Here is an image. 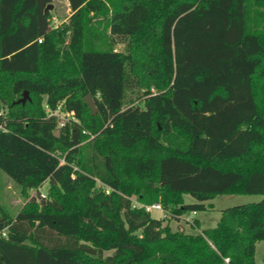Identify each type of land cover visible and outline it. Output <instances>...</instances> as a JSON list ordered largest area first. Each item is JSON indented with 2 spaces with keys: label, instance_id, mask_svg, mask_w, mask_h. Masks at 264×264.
<instances>
[{
  "label": "trees",
  "instance_id": "obj_1",
  "mask_svg": "<svg viewBox=\"0 0 264 264\" xmlns=\"http://www.w3.org/2000/svg\"><path fill=\"white\" fill-rule=\"evenodd\" d=\"M51 2L0 0V172L23 195L48 184L0 214V264H256L264 0H67L57 28ZM58 107L77 122L58 128ZM220 195L262 199L202 233L144 208L178 221Z\"/></svg>",
  "mask_w": 264,
  "mask_h": 264
},
{
  "label": "rangeland",
  "instance_id": "obj_2",
  "mask_svg": "<svg viewBox=\"0 0 264 264\" xmlns=\"http://www.w3.org/2000/svg\"><path fill=\"white\" fill-rule=\"evenodd\" d=\"M50 25L52 28H57L63 22H66L71 15L67 0H52L50 3ZM116 51L123 52L124 44H118L114 47ZM136 92V90H135ZM21 96L19 99H21ZM29 97V95H28ZM131 99L136 98V94H128ZM30 99V97H29ZM3 110H0L2 112ZM6 109H4V114ZM97 188H104L100 183H97ZM48 197V184L44 183L37 190H30L27 195L21 193V188L11 180L4 172H0V214L6 213L10 216H15L21 211L25 205L32 202H39L42 198ZM260 195H220L209 201L212 204V209L196 212L192 219H189L191 214L182 216L178 221L168 220V213L153 210L151 216L155 219L167 218V223L172 230L183 229L187 233H202L205 230L215 227L221 212L227 208L244 205L247 203H256L261 201ZM186 203H194L195 200L185 195ZM133 205H138L136 198H132ZM192 216V215H191ZM197 218L200 222L199 227L195 228L193 220ZM4 233V232H3ZM1 233V235L3 234ZM3 236V235H2ZM5 236V233H4ZM108 254V253H106ZM254 259L256 264H264V242H258L255 250Z\"/></svg>",
  "mask_w": 264,
  "mask_h": 264
},
{
  "label": "built area",
  "instance_id": "obj_3",
  "mask_svg": "<svg viewBox=\"0 0 264 264\" xmlns=\"http://www.w3.org/2000/svg\"><path fill=\"white\" fill-rule=\"evenodd\" d=\"M38 42H41V40H38ZM47 113H48V116H52V117L57 118V120H58V128L63 127L67 123L77 122V119L75 117L74 112H72V111H69V112L68 111H62L59 107L56 110H53V111L47 110ZM1 115H3L2 112H0V116ZM0 130L4 131V128H3L2 125H0ZM144 208L149 213H151L153 210L160 211L161 213L163 212L162 207L160 206V204H153L151 206H145ZM195 214L196 213L193 212L192 216H190L189 219H192V217ZM2 235L4 236V233ZM224 261H225V263H228L227 259H225Z\"/></svg>",
  "mask_w": 264,
  "mask_h": 264
},
{
  "label": "water",
  "instance_id": "obj_4",
  "mask_svg": "<svg viewBox=\"0 0 264 264\" xmlns=\"http://www.w3.org/2000/svg\"><path fill=\"white\" fill-rule=\"evenodd\" d=\"M50 9V6H48L45 11H48ZM29 100L28 97V93L25 92L23 97L21 99H19L18 101H16V104H25L26 101ZM84 103L86 104V106L88 107V109L91 111L92 114L96 113V107H95V103L92 100L91 95H87L84 99H83Z\"/></svg>",
  "mask_w": 264,
  "mask_h": 264
},
{
  "label": "crops",
  "instance_id": "obj_5",
  "mask_svg": "<svg viewBox=\"0 0 264 264\" xmlns=\"http://www.w3.org/2000/svg\"><path fill=\"white\" fill-rule=\"evenodd\" d=\"M191 215H192V213H190ZM190 215V216H191ZM195 216H196V214H195ZM180 219H182V217L180 218ZM195 219H197V218H195ZM198 220V219H197ZM199 221V220H198ZM177 222V221H176ZM199 224H200V222H199ZM256 247H257V243H256V246H255V250H256Z\"/></svg>",
  "mask_w": 264,
  "mask_h": 264
}]
</instances>
